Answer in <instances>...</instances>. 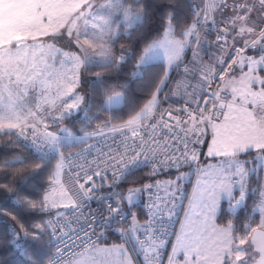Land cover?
<instances>
[{
  "label": "snow or ice",
  "instance_id": "1",
  "mask_svg": "<svg viewBox=\"0 0 264 264\" xmlns=\"http://www.w3.org/2000/svg\"><path fill=\"white\" fill-rule=\"evenodd\" d=\"M137 7L0 0V140L27 153L0 169L48 181L40 197L12 191L36 215L10 213L9 250L20 264H264V0H191L183 15L173 3L151 39ZM133 56V79L149 81L142 103L101 121L123 93L94 105L104 81L97 73L81 94L82 73L119 72ZM73 120L80 133L51 130ZM106 232L120 243L102 246Z\"/></svg>",
  "mask_w": 264,
  "mask_h": 264
},
{
  "label": "trees",
  "instance_id": "2",
  "mask_svg": "<svg viewBox=\"0 0 264 264\" xmlns=\"http://www.w3.org/2000/svg\"><path fill=\"white\" fill-rule=\"evenodd\" d=\"M189 0H140L141 7H137L140 11L143 9L142 14L145 16L144 28L141 30L149 31L151 30V38H158L162 34V22L167 17L169 11H171V5L173 3L179 4L178 11L181 15L186 11V5ZM123 31V30H121ZM135 38V36H134ZM129 47V42L123 38L119 39L115 45V52L118 54L119 46ZM137 56H133L131 62L123 65L121 70L117 72L115 69L107 70H94L92 72L82 73V80L85 82L83 85L85 93H90L91 89L87 84V81L94 79L99 73L100 78L104 81V84L99 87L98 93L94 97L95 104H103L104 99L107 95H111V89L115 91H120L123 93L122 103L119 106L113 107L110 112H105L101 115V121L109 119V116L114 114L119 116L121 114H126L133 103H142V97L145 95V89L149 87L148 76L145 75L143 79L137 78L133 79L132 70L136 63ZM125 89H127L125 91ZM105 90L107 95H105ZM93 111H96L94 106ZM67 127L72 129L76 133H80L81 123L79 120L64 121ZM97 127L96 123H93L92 127L88 130L91 131L93 128ZM8 139L4 138L0 140V161L4 159H15L24 158L27 153L21 148H10L7 147ZM7 153L8 155H5ZM54 163V162H53ZM31 166L24 169L25 172L31 171ZM146 172L142 171L136 175L130 177L125 184H139L140 177L146 176ZM162 178H168L167 176H161ZM48 181L46 174L40 178L31 181V183H24L20 180L19 174L13 169H0V208L6 209V211H0V264H20L23 259L22 256L17 254L15 249L9 250V241L4 239L7 235L8 226L14 224L10 213L15 212L25 218L30 216H35L36 214L28 213V211L16 205L14 203V198L12 197V191L17 187H23L25 191H30L33 193L34 198L43 195L45 188L47 187ZM33 185H39V187H33ZM248 211L251 212V206H253V201L248 202ZM140 209V204L136 203L135 211ZM258 218V217H257ZM27 223H31V219H26ZM18 227V226H17Z\"/></svg>",
  "mask_w": 264,
  "mask_h": 264
},
{
  "label": "built area",
  "instance_id": "3",
  "mask_svg": "<svg viewBox=\"0 0 264 264\" xmlns=\"http://www.w3.org/2000/svg\"><path fill=\"white\" fill-rule=\"evenodd\" d=\"M170 87H174V83L172 85H170ZM176 98L173 97V100H175ZM79 149H73L72 151L75 152V151H78ZM204 152H206V147H204L202 149ZM66 155L69 154V153H65ZM196 177V174L194 172H191L189 173V178L185 181V188H186V191L189 195H191V191H192V182L195 181V178ZM160 179L163 181L165 180L166 178H162L160 177ZM168 179V178H167ZM147 196H144L141 198V202H140V209L138 211H135L138 216L140 217L141 220H143L146 216V213H147V208H146V203H147ZM184 205L185 207L187 206V200L184 201ZM62 211V210H61ZM181 217L183 216V212L181 211L180 213ZM176 229L178 230L179 229V224L177 223L175 225ZM113 237H116L118 240L119 239V236L115 233V232H106L103 237L101 238V245L102 244H105L107 243L108 241H110ZM173 241H174V236L171 238ZM54 251V250H53ZM168 251H170V245L168 247ZM165 260H166V257H165Z\"/></svg>",
  "mask_w": 264,
  "mask_h": 264
},
{
  "label": "rangeland",
  "instance_id": "4",
  "mask_svg": "<svg viewBox=\"0 0 264 264\" xmlns=\"http://www.w3.org/2000/svg\"><path fill=\"white\" fill-rule=\"evenodd\" d=\"M190 2H191V0H189ZM133 11H140L138 8H133ZM121 30H123V29H121ZM162 35V34H161ZM159 38V37H158ZM122 48H126L125 46H119V48H118V54L121 52V49ZM117 54V55H118ZM78 91H80L81 92V94H85V89H84V87H83V85H81V87L78 89ZM107 100V98L106 99H104V102ZM103 102V103H104ZM121 103H122V100H121ZM120 103V104H121ZM119 104V105H120ZM119 105H115V106H119ZM114 106V107H115ZM66 126V124H64V123H62V124H60V125H58V127H55V128H51V130L53 131V132H58L59 131V128H61V127H65ZM195 179V181L194 182H192V189H193V187L195 186V184H196V180H197V176L194 178ZM252 187H255V184H253V185H251ZM192 192V191H191ZM141 202V199L140 200H138L137 201V204L138 203H140ZM227 205H226V202L224 203V207H226ZM251 208H252V206H251ZM117 243H120V240H118L116 237H113L110 241H108L107 243H105V244H102V246H112V245H114V244H117Z\"/></svg>",
  "mask_w": 264,
  "mask_h": 264
},
{
  "label": "crops",
  "instance_id": "5",
  "mask_svg": "<svg viewBox=\"0 0 264 264\" xmlns=\"http://www.w3.org/2000/svg\"><path fill=\"white\" fill-rule=\"evenodd\" d=\"M62 210V209H61Z\"/></svg>",
  "mask_w": 264,
  "mask_h": 264
}]
</instances>
